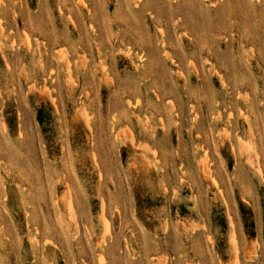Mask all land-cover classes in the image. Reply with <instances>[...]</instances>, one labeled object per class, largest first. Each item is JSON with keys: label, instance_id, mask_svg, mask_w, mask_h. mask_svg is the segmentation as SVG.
<instances>
[{"label": "rangeland", "instance_id": "rangeland-1", "mask_svg": "<svg viewBox=\"0 0 264 264\" xmlns=\"http://www.w3.org/2000/svg\"><path fill=\"white\" fill-rule=\"evenodd\" d=\"M0 264H264V0H0Z\"/></svg>", "mask_w": 264, "mask_h": 264}]
</instances>
